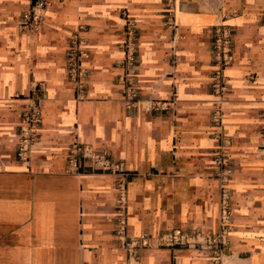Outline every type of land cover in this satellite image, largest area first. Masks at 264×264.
I'll return each instance as SVG.
<instances>
[{
	"label": "crops",
	"instance_id": "obj_1",
	"mask_svg": "<svg viewBox=\"0 0 264 264\" xmlns=\"http://www.w3.org/2000/svg\"><path fill=\"white\" fill-rule=\"evenodd\" d=\"M32 1L0 0V264H213L206 247L168 245L186 231L224 232L221 264H264V0H50L38 32L23 22ZM124 12L139 28L142 104L166 113L123 100ZM223 25L235 41L218 95ZM78 31L90 40L83 101L66 66ZM35 96L43 123L21 160ZM76 142L124 174L71 173Z\"/></svg>",
	"mask_w": 264,
	"mask_h": 264
},
{
	"label": "built area",
	"instance_id": "obj_2",
	"mask_svg": "<svg viewBox=\"0 0 264 264\" xmlns=\"http://www.w3.org/2000/svg\"><path fill=\"white\" fill-rule=\"evenodd\" d=\"M50 0H33L30 8L23 13V22L31 30L38 32L45 21ZM126 24V38L123 42L125 51L124 73L121 75L123 87V100L129 109L145 110L152 114H162L169 110L167 103L152 102L143 106L141 92L137 84V68L139 63V28L137 22L126 12L123 13ZM234 30L229 25L219 27L213 36L211 43V53L214 66L213 91L218 95L228 92L229 86L226 71L233 61L234 55ZM90 48L89 38L83 36L80 31L74 33L70 40L67 50V69L69 79L73 84L78 101H83L88 95L90 79V69L87 66L89 60L88 52ZM42 109L40 100L37 96L30 100L22 114L20 143L18 146V157L26 160L31 147L37 142L43 123ZM215 118L221 116L215 114ZM69 171L71 173L85 172L88 168L100 173L124 174L121 166L116 164L107 153L94 152L88 147L79 143L73 144L68 156ZM228 197L225 201L228 202ZM228 208V203L226 205ZM225 207V208H226ZM227 210V209H226ZM227 212L225 217H227ZM224 236V232H223ZM223 236L212 238L202 233V231H186L183 233L172 234L167 238V243L171 247H185L192 249H206L211 254L213 264H221L226 252Z\"/></svg>",
	"mask_w": 264,
	"mask_h": 264
},
{
	"label": "rangeland",
	"instance_id": "obj_3",
	"mask_svg": "<svg viewBox=\"0 0 264 264\" xmlns=\"http://www.w3.org/2000/svg\"><path fill=\"white\" fill-rule=\"evenodd\" d=\"M135 20V19H134ZM89 169V168H88Z\"/></svg>",
	"mask_w": 264,
	"mask_h": 264
}]
</instances>
